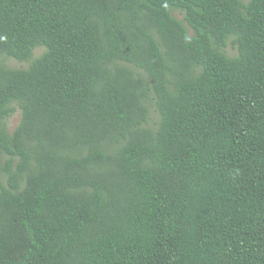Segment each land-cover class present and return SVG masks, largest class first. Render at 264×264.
Returning a JSON list of instances; mask_svg holds the SVG:
<instances>
[{"label": "trees", "instance_id": "trees-1", "mask_svg": "<svg viewBox=\"0 0 264 264\" xmlns=\"http://www.w3.org/2000/svg\"><path fill=\"white\" fill-rule=\"evenodd\" d=\"M0 264H264V0H0Z\"/></svg>", "mask_w": 264, "mask_h": 264}, {"label": "rangeland", "instance_id": "rangeland-1", "mask_svg": "<svg viewBox=\"0 0 264 264\" xmlns=\"http://www.w3.org/2000/svg\"><path fill=\"white\" fill-rule=\"evenodd\" d=\"M175 15L179 19L183 20V15L180 12L176 11ZM232 38L233 37H231L229 39V45H228L226 51H227V53L229 55L235 56V55H237L238 50L233 45ZM43 51H44V47H39V48L35 49L34 55L38 56ZM7 63H8L9 66L14 67V68H26L30 64L29 61H19V60L13 58V57L7 58ZM148 105L150 107V113H151L150 120H149V125L153 127V126H156L158 124V122L160 121V112H159L154 100L149 101ZM21 119H22V110H21L19 105H16L15 112L8 119V127H9L10 131H14V129L19 125Z\"/></svg>", "mask_w": 264, "mask_h": 264}]
</instances>
